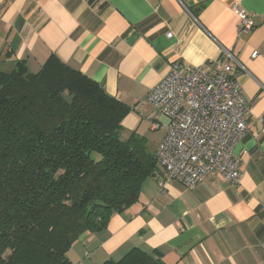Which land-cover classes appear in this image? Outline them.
Returning <instances> with one entry per match:
<instances>
[{
	"label": "crops",
	"instance_id": "obj_1",
	"mask_svg": "<svg viewBox=\"0 0 264 264\" xmlns=\"http://www.w3.org/2000/svg\"><path fill=\"white\" fill-rule=\"evenodd\" d=\"M234 5L254 18L250 33L239 35ZM51 56L128 106L124 136L147 139L153 152L167 119L147 96L174 63L231 64L251 101L250 133L235 147L239 184L215 172L194 189L171 182L161 193L160 168L137 204L79 238L74 264L117 261L134 248L164 264H264V0H0L1 69L22 61L37 73Z\"/></svg>",
	"mask_w": 264,
	"mask_h": 264
},
{
	"label": "trees",
	"instance_id": "obj_2",
	"mask_svg": "<svg viewBox=\"0 0 264 264\" xmlns=\"http://www.w3.org/2000/svg\"><path fill=\"white\" fill-rule=\"evenodd\" d=\"M130 108L51 56L0 70V264H74L87 232L140 201L160 170L148 140H123ZM103 264H164L134 248Z\"/></svg>",
	"mask_w": 264,
	"mask_h": 264
},
{
	"label": "built area",
	"instance_id": "obj_3",
	"mask_svg": "<svg viewBox=\"0 0 264 264\" xmlns=\"http://www.w3.org/2000/svg\"><path fill=\"white\" fill-rule=\"evenodd\" d=\"M233 9L239 35L253 31L254 18L238 5ZM257 56L254 53L253 57ZM235 75L231 64L218 63L207 69L182 68L174 63L168 75L150 90L147 102L157 109L158 117L167 119V134L156 150L157 163L165 172L158 182L161 193L171 182L194 189L215 172L231 185L241 181L243 172L235 147L250 133L251 101ZM260 122L264 132V118Z\"/></svg>",
	"mask_w": 264,
	"mask_h": 264
},
{
	"label": "rangeland",
	"instance_id": "obj_4",
	"mask_svg": "<svg viewBox=\"0 0 264 264\" xmlns=\"http://www.w3.org/2000/svg\"><path fill=\"white\" fill-rule=\"evenodd\" d=\"M1 68H2V67H1V65H0V70H2ZM14 69H15V67H14ZM6 72H8V71H6ZM126 138H127V137L124 136V134H123V140H126Z\"/></svg>",
	"mask_w": 264,
	"mask_h": 264
}]
</instances>
